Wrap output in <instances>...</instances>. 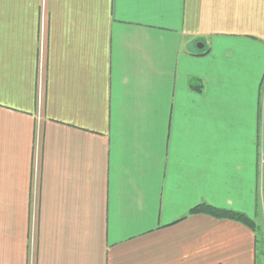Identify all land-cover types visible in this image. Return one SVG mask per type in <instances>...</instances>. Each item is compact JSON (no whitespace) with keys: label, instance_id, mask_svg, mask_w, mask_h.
Here are the masks:
<instances>
[{"label":"crops","instance_id":"0c3cea01","mask_svg":"<svg viewBox=\"0 0 264 264\" xmlns=\"http://www.w3.org/2000/svg\"><path fill=\"white\" fill-rule=\"evenodd\" d=\"M263 168L264 0H0V264H261Z\"/></svg>","mask_w":264,"mask_h":264},{"label":"trees","instance_id":"16d2710c","mask_svg":"<svg viewBox=\"0 0 264 264\" xmlns=\"http://www.w3.org/2000/svg\"><path fill=\"white\" fill-rule=\"evenodd\" d=\"M263 191H264V168H263ZM190 213H203L217 218H227L238 221L251 230L255 229L254 221L246 214L227 208H218L208 203H199L190 210ZM255 231V230H254Z\"/></svg>","mask_w":264,"mask_h":264},{"label":"rangeland","instance_id":"374dc122","mask_svg":"<svg viewBox=\"0 0 264 264\" xmlns=\"http://www.w3.org/2000/svg\"><path fill=\"white\" fill-rule=\"evenodd\" d=\"M260 222H262V223H260ZM258 223H260L259 226H257V224L254 221V225H255L254 230L257 232V236H258L257 240H258V243L260 244L261 252L263 253V251H264V220L263 221L258 220ZM260 261H263V260H260ZM263 263H264V261L261 264H263Z\"/></svg>","mask_w":264,"mask_h":264}]
</instances>
